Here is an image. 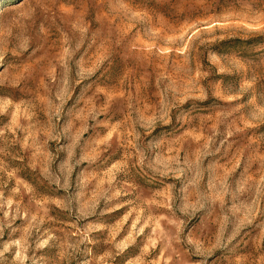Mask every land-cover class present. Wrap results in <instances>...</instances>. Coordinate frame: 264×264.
I'll list each match as a JSON object with an SVG mask.
<instances>
[{
	"label": "rangeland",
	"instance_id": "rangeland-1",
	"mask_svg": "<svg viewBox=\"0 0 264 264\" xmlns=\"http://www.w3.org/2000/svg\"><path fill=\"white\" fill-rule=\"evenodd\" d=\"M0 264H264V0H0Z\"/></svg>",
	"mask_w": 264,
	"mask_h": 264
}]
</instances>
